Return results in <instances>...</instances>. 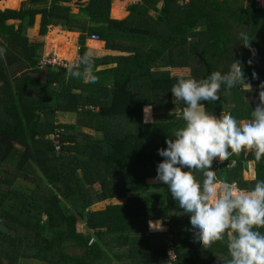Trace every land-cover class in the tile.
Wrapping results in <instances>:
<instances>
[{"label": "trees", "instance_id": "1", "mask_svg": "<svg viewBox=\"0 0 264 264\" xmlns=\"http://www.w3.org/2000/svg\"><path fill=\"white\" fill-rule=\"evenodd\" d=\"M71 1L29 0L19 9H0V264H30L31 259L166 264L165 242L150 237L152 219L168 226L165 237L171 235L177 253L173 264H208L205 256L220 264L229 258L227 230L222 240L203 248L193 240L188 214H177L167 186L146 181L163 159L157 148L166 146L165 137L183 125L182 119L175 111L156 114L146 124L142 109L171 106L169 89L179 74L203 79L233 62H240L248 84L261 85L264 7L256 8L254 0H140L117 19L110 10L115 16L124 12L111 8L112 0H76L77 13L63 4ZM38 14L39 35H46L50 25L80 30L79 55L94 33L107 48L129 54L93 56L89 76L94 82L85 81L82 70L73 78L66 68L52 66L42 81L37 61L44 41L27 34ZM8 19H19L18 26ZM241 35L249 47L239 43ZM109 62L116 65L97 68ZM260 90L237 85L228 94L233 106L225 107L228 91L222 85L217 101L201 103L217 117L226 109L236 119H250L259 100L245 96ZM65 112L76 119L64 121L59 114ZM57 127L63 129L59 152L49 137ZM16 148L20 152L12 161ZM248 159L255 160L252 179L243 177ZM210 171L219 181L248 190L256 179L264 180V155L257 160L252 150L242 149L224 162L213 161ZM193 175L202 181L199 172Z\"/></svg>", "mask_w": 264, "mask_h": 264}, {"label": "clouds", "instance_id": "2", "mask_svg": "<svg viewBox=\"0 0 264 264\" xmlns=\"http://www.w3.org/2000/svg\"><path fill=\"white\" fill-rule=\"evenodd\" d=\"M238 39L249 47L246 35ZM92 64V53L86 50L65 65L66 72L76 78L81 70L90 73ZM240 65L233 62L226 71H212L203 79L182 73L176 77L169 90L174 101L183 104L176 112L183 125L165 137V147L157 148L163 159L156 164L152 180L167 186L180 209L178 215L188 214L195 243L208 248L210 243L222 240L227 230L229 258L220 260V264H264V232L258 231L264 226V180L256 179L250 189L242 190L221 183L216 172L210 171L214 159L224 161L242 149L252 150L257 160L264 155V81L258 92L259 103L251 108L247 122L240 123L223 112L217 117L201 103L217 101L222 85L228 92L237 85L251 91ZM94 80L90 75L88 82ZM142 111L144 122H150L151 105H145ZM194 171L202 175V181L195 179ZM149 227L159 228L160 224L149 222Z\"/></svg>", "mask_w": 264, "mask_h": 264}, {"label": "crops", "instance_id": "3", "mask_svg": "<svg viewBox=\"0 0 264 264\" xmlns=\"http://www.w3.org/2000/svg\"><path fill=\"white\" fill-rule=\"evenodd\" d=\"M18 1L15 2L14 0H0V9L1 10H4L6 8L19 9L24 2H26V1L29 2V0H18ZM81 1L82 2H86L87 0H81ZM119 1L120 0H118V2ZM130 3H132V2H130ZM63 4L70 5L71 8H72L71 10L74 13H77L79 11L80 4L78 2H76V0H72L71 2H68V3L63 2ZM113 4H115V2ZM117 6L118 5H113V6H111V8L112 7L119 8ZM119 9H120L121 13L124 12V14H122L121 16H115V15H113L111 13V10H110V16L112 18L122 19V18H125L128 15L129 12H128L127 8H125V7L123 8L121 6V8H119ZM40 19H41V15L40 14L36 15L34 24L27 28V34L30 37H35V36L38 35V36H40V39L42 41H44L43 50H42L41 55L54 53L56 55L61 56L60 48H62L64 46V43H66V42L71 40L70 43L67 44L66 53L64 55H62V57H66V58L68 57V55L70 54V49H71V45L72 44L75 45V48H76L75 52L73 53V56H74L73 58L79 56V54H78V48H79L78 38H79V35H80V30H77V29H74V30L65 29L61 25H50L49 28H48L47 34L42 36V35H39V33H38L39 26H40ZM19 21H20L19 19H8L7 23H13L17 27ZM101 43H102V45H101ZM86 45L88 47V50L91 51L92 56H95V57L119 56V55H127V54H129L127 51H121V50L107 48L105 46V41L102 40V39H94V38L88 37L86 39ZM95 46L98 47V48H96ZM115 65H116V62H109V63H106V64H101L97 68L98 69H103V68L113 67ZM46 71H47V67H41L39 74H40V77H41L42 81H44L45 78H46ZM88 78H89V73H86L85 77H84L85 81L88 80ZM249 85H250L251 88L261 89L260 84H249ZM228 94H231V93L227 92V94H225V96H224L225 107L233 106V99H232L231 95H228ZM245 99L246 100L257 101V100H259L258 93H254L253 95H246ZM170 102H171L172 105L169 106V107H154L152 104H145V105H151V118H152L151 121L146 123V124H149V123L153 122L154 117L156 116V114L158 115V114H163V113H172V112H175V111L177 112V110L179 108L177 106H174V105L178 104L181 101H174V98L172 97V94H171ZM144 106H143V108H144ZM226 111H227L226 109H222L221 110V112H223V113H226ZM60 115L64 118V121L70 122V121H74L76 119L75 113L65 112L63 114L61 113ZM143 117H144V113L142 111V120L144 122ZM248 120L249 119H237V121L240 122V123L247 122ZM85 130L86 131H91L92 133L94 132V130H92V129H86L85 128ZM226 160L227 159H225L224 161H226ZM213 161H215L216 163L224 162V161L217 162L215 159ZM244 162H245V167H244V170H243V177L245 179L254 178L255 177V173H256L255 172V160L248 159V160H245ZM152 178L153 177H148L146 179V181L148 183H150V184H162L160 182H154L152 180ZM220 182L221 183H225L223 181H220ZM232 185L236 186L235 183H232ZM242 190H244V189H242ZM114 199H116V198H114ZM102 204L104 205V203H102ZM98 205H99V203H98ZM149 222L152 223L153 225L160 224L159 228H156V227H151L150 228L149 227V233L151 235L150 236L151 240H153V242H155V241H158L159 239L160 240L162 239L161 241L164 242V240H165V238H164L165 237V232L168 230V226L166 224H164L163 223L164 221L161 220V219H152ZM205 258H206L205 260L207 261L208 264H216L215 260L211 261V258H209L207 256H205Z\"/></svg>", "mask_w": 264, "mask_h": 264}, {"label": "built area", "instance_id": "4", "mask_svg": "<svg viewBox=\"0 0 264 264\" xmlns=\"http://www.w3.org/2000/svg\"><path fill=\"white\" fill-rule=\"evenodd\" d=\"M131 1L133 3H137L140 0H131ZM254 5L256 8H262L264 7V0H254ZM91 38L100 39L99 35L96 33L92 34ZM78 57H75L73 60L77 59ZM73 60H68L65 57L56 55L54 53H50V54L41 55L37 62L40 67L52 66V67L66 68L65 65ZM89 107L91 109L96 108L94 105H89ZM62 130L63 129L61 127H57L52 133L49 134V137L52 139L55 145V149L58 152L60 151V148H61V142H60L59 136ZM170 236L171 235H168L165 237L166 238L165 247H166V256H167L166 264H173L177 260V253L174 248V242ZM93 239L94 238L92 237L89 243H91Z\"/></svg>", "mask_w": 264, "mask_h": 264}, {"label": "rangeland", "instance_id": "5", "mask_svg": "<svg viewBox=\"0 0 264 264\" xmlns=\"http://www.w3.org/2000/svg\"><path fill=\"white\" fill-rule=\"evenodd\" d=\"M117 1V2H116ZM113 0L112 1V4H111V6H113V5H118L117 7H119V8H121V6L124 8H127V6H128V4L130 3V2H132L131 0H120L119 2H118V0ZM115 2V4H113ZM152 14L154 13V11H150ZM37 35V34H36ZM35 36V35H34ZM71 41V40H70ZM70 41H68V42H66V43H64V46L62 47V48H60V50H61V56L62 55H64L65 53H66V46H67V44H69L70 43ZM100 45V44H99ZM101 45H102V43H101ZM97 46V45H96ZM95 46V47H96ZM96 48H98V47H96ZM75 45H71V49H70V55H68V56H70V57H73V53L75 52ZM66 58V57H65ZM69 57H67L66 59H68ZM74 59V58H73ZM73 59H71V58H69L68 60H73ZM39 76H40V74L39 73H37ZM60 115V114H59ZM61 116V115H60ZM62 117V116H61ZM89 132H91V131H89ZM19 152H20V149L19 148H16L15 150H14V152H13V156H12V161H14V159L16 158V160H17V156H18V154H19ZM7 165H8V168H11L12 166H11V162H8L7 163ZM13 165V164H12ZM84 225V223L82 222L81 224H80V226L82 227ZM162 240V239H161ZM160 239L158 240V241H155V242H158V243H161L162 241H161ZM166 240V239H165ZM165 240H164V242H165ZM152 242H153V240H152ZM28 262L30 263V264H41V263H39L37 260H34V259H31V260H28Z\"/></svg>", "mask_w": 264, "mask_h": 264}, {"label": "bare ground", "instance_id": "6", "mask_svg": "<svg viewBox=\"0 0 264 264\" xmlns=\"http://www.w3.org/2000/svg\"><path fill=\"white\" fill-rule=\"evenodd\" d=\"M15 2H17L18 0H14ZM19 2V1H18Z\"/></svg>", "mask_w": 264, "mask_h": 264}]
</instances>
